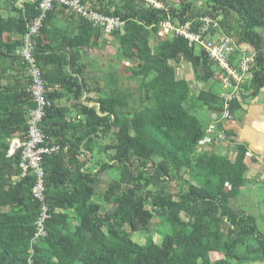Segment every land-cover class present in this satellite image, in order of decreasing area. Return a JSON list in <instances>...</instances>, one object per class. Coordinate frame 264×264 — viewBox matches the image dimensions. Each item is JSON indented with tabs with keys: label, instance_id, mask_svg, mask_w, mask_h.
Segmentation results:
<instances>
[{
	"label": "trees",
	"instance_id": "trees-1",
	"mask_svg": "<svg viewBox=\"0 0 264 264\" xmlns=\"http://www.w3.org/2000/svg\"><path fill=\"white\" fill-rule=\"evenodd\" d=\"M39 1L0 0V264H263L264 233L246 210L230 206L253 183L247 173L259 160L226 126L264 89V0H158L162 9L143 0H80L125 23L114 33L113 67L128 62L137 92L119 85L120 71L79 65L106 35L56 4L34 48L51 102L41 128L46 143L60 147L43 156V202L33 194L34 172L22 178L21 151L8 156L12 139H27L36 107L30 66L15 54ZM64 15L71 25L59 24ZM206 17L237 46L256 49L255 70L241 85L251 94L227 101L228 74L201 46L159 36L164 21L200 30ZM239 54L229 58L236 69ZM185 63L192 80L177 78ZM43 206L47 235L36 239ZM155 219L167 229L160 244ZM142 232L145 244L134 240Z\"/></svg>",
	"mask_w": 264,
	"mask_h": 264
},
{
	"label": "built area",
	"instance_id": "built-area-1",
	"mask_svg": "<svg viewBox=\"0 0 264 264\" xmlns=\"http://www.w3.org/2000/svg\"><path fill=\"white\" fill-rule=\"evenodd\" d=\"M148 6L155 9H162L164 5L158 0H143ZM59 4L72 12L78 17L89 21L95 27H102L107 34H111L114 31L122 30L124 22L119 18L107 17L99 14L96 11L90 10L84 6L79 0H41L39 3L40 14L27 25V33L23 39V46L18 56H21L25 62L30 66L28 74L32 77L33 84L31 93L33 101L36 107L30 110L28 117V131L27 139L23 140L20 136L15 137L10 141V149L8 156H14L18 151H21V164L22 178L26 177L29 173L34 172L37 177V183L33 188L34 197L39 201H44L45 196V184H44V171L42 168V161L44 155H52L60 150V147H51L48 145L47 139L42 131V123L46 117V113L51 102L47 100V85L43 79L41 69L37 67V62L34 57L35 39L40 34L44 21L47 15L53 11L54 6ZM194 23L188 22L184 26H175L172 22L164 21L159 31L160 37H166L167 39H173L175 37H183L188 41L190 47L201 46L209 55L212 62L217 63L222 69H224L228 76L224 78L226 91L225 98L227 101H231L238 96L241 91V85L245 81V77L250 69H254L256 66L257 52L252 46H237L232 37L226 36L222 31L219 20H213L211 18L202 19V27L199 30L193 28ZM213 29L207 37V33ZM213 31L218 33V37H215ZM239 51V63L238 69L231 66L229 58ZM237 57V56H236ZM235 59V58H234ZM239 69L241 71H239ZM255 70V69H254ZM236 84V85H235ZM229 107L226 104V109ZM228 113H225L227 116ZM217 130L216 125L211 126L210 131ZM251 157L250 154H248ZM48 218V208L43 206L42 214L39 220L36 222L37 233L35 238L46 237V231L44 223Z\"/></svg>",
	"mask_w": 264,
	"mask_h": 264
},
{
	"label": "rangeland",
	"instance_id": "rangeland-1",
	"mask_svg": "<svg viewBox=\"0 0 264 264\" xmlns=\"http://www.w3.org/2000/svg\"><path fill=\"white\" fill-rule=\"evenodd\" d=\"M171 1L176 4L179 3V0H171ZM2 13L5 17L9 16L10 14L8 11H5V10H2ZM152 42H154V38L151 39V43ZM98 49H99L98 50L99 52L96 53L97 59L93 58L88 61V65L91 66V71H93L95 67H98L102 71L106 70L108 72H111L112 70L120 71L122 72L123 82L119 83V85H122L125 88L129 87L131 90H133V92H137L138 84L134 81H128L129 79L126 78L128 74L126 73L124 66H126L125 64H128V62L124 64L122 61L121 62L117 61L116 66L113 67L112 58H115V56H117V52L119 50L118 44H116L115 42H112L108 44L107 46L102 45V47ZM153 49L156 50V47L154 46ZM131 66L132 65H130L129 67ZM122 69L123 71H121ZM177 73H178V76H177L178 79L192 80L193 78L192 69L190 68V65L187 63H185L182 66V68L177 71ZM195 84H198V83H195ZM222 87L225 89V92L223 93V96H225L224 94L226 93V88L224 86ZM200 89H207V85L201 84ZM216 89L217 91H219L218 86L216 87ZM243 90L244 91H241V93L243 92L242 94H246V95L251 94L249 89L243 88ZM136 95L137 97L139 96L138 93H136ZM94 97L99 98L98 95H94ZM259 100H260V96H259ZM233 122L235 121H232V123ZM223 146L224 148L228 150V153H232V147H228L225 144V142H223ZM260 159H261L260 165L264 166V159L263 158H260ZM262 166L257 165L255 167L254 166L251 167L250 171L247 173V177L253 183L246 189V193L242 192L241 195L236 200H231L230 206L236 209L241 207L242 209L246 210L248 214L252 215L256 219V224L259 230L262 233H264V168ZM152 228L154 230V232H152L153 242L160 244L161 241L163 240L164 235L167 233V229L165 227L163 220L155 219L153 221ZM148 237H149L148 235L142 232V233L136 234L134 236V240L140 244H145L147 240L149 239ZM217 258H218L217 255L215 254L212 255L213 261H215Z\"/></svg>",
	"mask_w": 264,
	"mask_h": 264
},
{
	"label": "crops",
	"instance_id": "crops-1",
	"mask_svg": "<svg viewBox=\"0 0 264 264\" xmlns=\"http://www.w3.org/2000/svg\"><path fill=\"white\" fill-rule=\"evenodd\" d=\"M59 24L62 27H66L67 25H71L70 19H68L67 15H64L60 18ZM77 26V25H76ZM74 27V26H73ZM77 34V32H76ZM104 39L107 41V44L112 43L109 42L108 38L104 36ZM105 45L103 42L100 43L98 48H101L102 45ZM98 48H94L92 52L85 54L82 59L79 61V65H86L88 72L91 71V66L88 65V61L90 59H97L96 53L99 52ZM88 57V58H87ZM113 60V58H112ZM95 62V61H94ZM98 67H95L93 71H95ZM255 99L251 101V103L243 108H245V112H241L235 122H230L228 124L229 129H233L235 134L237 135L238 142H244L249 147L250 155L257 156L259 162L254 164L253 166H262L261 159H264V89ZM260 96V100H259ZM90 98H93L94 95H90ZM93 104H90L92 106ZM260 142V144H259ZM260 149V150H259ZM224 151V149H221ZM264 168V166H262Z\"/></svg>",
	"mask_w": 264,
	"mask_h": 264
},
{
	"label": "clouds",
	"instance_id": "clouds-1",
	"mask_svg": "<svg viewBox=\"0 0 264 264\" xmlns=\"http://www.w3.org/2000/svg\"><path fill=\"white\" fill-rule=\"evenodd\" d=\"M23 1H25V0H23ZM33 1H36V0H33ZM41 1V0H40ZM40 1H39V3H40ZM80 1V0H79ZM22 2V1H21ZM20 2V3H21ZM81 2V1H80ZM145 4H146V6L147 7H150V6H148V4L145 2V1H143ZM160 2V1H159ZM162 3V2H161ZM163 4V3H162ZM59 5V4H58ZM164 5V4H163ZM84 6H86V5H84ZM59 7H61V8H63V9H65V10H68V11H71V10H69V9H67V8H65V7H63V6H61V5H59ZM54 8H55V6H54ZM151 8H153V7H151ZM155 9V8H154ZM54 10V9H53ZM93 11H95V10H93ZM52 12V11H51ZM72 12V11H71ZM96 12H98V11H96ZM74 13V12H73ZM99 14H102V13H100V12H98ZM75 14V13H74ZM76 15V14H75ZM102 15H104V14H102ZM77 16V15H76ZM104 16H107V15H104ZM107 17H112V16H107ZM113 18H116V17H113ZM79 19H81V20H84V19H82V18H80L79 17ZM120 19V18H119ZM121 20V19H120ZM84 21H86V22H88V23H90L89 21H87V20H84ZM122 21V20H121ZM92 24V23H91ZM125 24V23H124ZM95 27V26H94ZM97 28H99V29H101L102 30V32H103V34H105L106 36H107V38H108V40H109V42H115L114 41V33L115 32H120V33H123L124 32V28H125V25H124V27H123V29L122 30H117V31H114L113 33H111V34H107L105 31H104V29L102 28V27H97ZM27 33V32H26ZM26 33H25V35H26ZM25 35H24V37H25ZM40 35V34H39ZM38 35V36H39ZM37 36V37H38ZM24 37L22 38V40L24 39ZM37 37H36V39H37ZM110 44V43H109ZM117 44V43H116ZM22 46H23V42H22ZM119 46V45H118ZM22 48V47H21ZM21 48L17 51V52H19L20 50H21ZM17 52H16V57H20V58H22L21 56H18L17 55ZM24 60V59H23ZM127 65V64H126Z\"/></svg>",
	"mask_w": 264,
	"mask_h": 264
},
{
	"label": "water",
	"instance_id": "water-1",
	"mask_svg": "<svg viewBox=\"0 0 264 264\" xmlns=\"http://www.w3.org/2000/svg\"><path fill=\"white\" fill-rule=\"evenodd\" d=\"M185 1H187V0H185ZM194 3H195V4H196V3L198 4V3H199V1H198V0H194Z\"/></svg>",
	"mask_w": 264,
	"mask_h": 264
}]
</instances>
